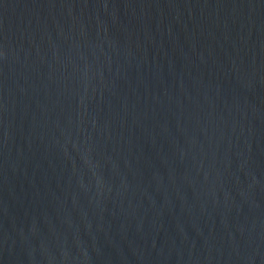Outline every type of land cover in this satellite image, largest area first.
I'll return each mask as SVG.
<instances>
[{"label":"water","instance_id":"water-1","mask_svg":"<svg viewBox=\"0 0 264 264\" xmlns=\"http://www.w3.org/2000/svg\"><path fill=\"white\" fill-rule=\"evenodd\" d=\"M0 264H264V0H0Z\"/></svg>","mask_w":264,"mask_h":264}]
</instances>
